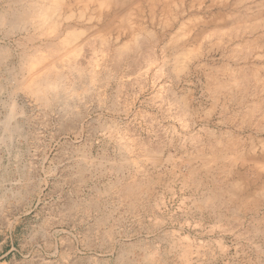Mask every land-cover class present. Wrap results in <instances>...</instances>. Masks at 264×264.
<instances>
[{
	"label": "rangeland",
	"instance_id": "374dc122",
	"mask_svg": "<svg viewBox=\"0 0 264 264\" xmlns=\"http://www.w3.org/2000/svg\"><path fill=\"white\" fill-rule=\"evenodd\" d=\"M159 9L155 10V20L144 22L158 34L160 42H168L180 23L186 21L187 25V15H178L162 37L156 27ZM195 34L199 40L198 29ZM14 43L12 38L0 46L14 47ZM170 50L166 55H173ZM15 55L0 65V79L18 72L21 58ZM153 68L148 71L149 78ZM172 77L168 81L162 76L157 85L167 82L165 85L172 86L176 76ZM177 77L173 86L178 92L196 84L193 105L200 113L197 125L213 127L221 104L202 93V76L199 80L193 76L190 85L185 74ZM126 80L123 88L117 81L105 86L103 119L97 118L102 109L93 104L96 110L89 116L92 131L85 126L78 136L59 131L49 108L13 93L9 85H0V139H6L8 145L0 146V264H264V200H256L255 205L251 201L230 205L225 200H213V206L201 205L203 196L218 188L215 171L206 174L200 168L190 177L189 154H185L191 150L188 130L163 113L164 105L158 99L151 101L157 86L154 91L141 92L126 110L123 104L133 100L136 89ZM13 102L19 114L14 117L16 133L9 138L3 126ZM103 122L105 129L113 126L116 138L107 130L105 137L93 132ZM75 123L81 127L78 120ZM248 132L243 130L244 138ZM200 133V140L208 141L207 134ZM130 136L153 146L150 160L148 156L132 163L131 155L120 148ZM117 137L122 138L121 143ZM259 137L264 133L259 132ZM120 165L122 171H116ZM121 179L134 180L136 194L121 196L117 182ZM227 223L233 225V232L228 233ZM219 239L226 242L224 253Z\"/></svg>",
	"mask_w": 264,
	"mask_h": 264
},
{
	"label": "bare ground",
	"instance_id": "6f19581e",
	"mask_svg": "<svg viewBox=\"0 0 264 264\" xmlns=\"http://www.w3.org/2000/svg\"><path fill=\"white\" fill-rule=\"evenodd\" d=\"M207 1L0 0V42L15 39L14 47L0 46V65L14 54L21 58L18 72H10V78L0 79V85H9L13 93L26 95L43 108H49L56 116L53 120L59 125V131L76 136L85 131V126L92 131L93 119L89 116L96 110L93 104L102 109L97 118L103 119L105 86L112 85L110 82L117 81L122 86L119 88H123L126 79L129 83L134 79L131 82L136 88L132 92L134 98L124 102L126 110L134 105L141 92L154 91L157 86L151 101L158 99L164 105L161 106L163 113L188 130L186 141L194 151L185 153L189 154L186 162L191 164L190 177L200 168L206 174L216 173L213 179L218 184L217 190H210L200 204L208 206L213 200H225L228 204L251 201L255 205L256 200H264V137H259V132L264 133V0ZM143 6L148 12L143 13ZM157 7L160 21L156 27L160 28L162 37L178 15H187V25L186 21L179 22L168 42H160L158 34L144 22L148 18L155 20ZM197 29L199 40H196ZM168 49L174 51L173 55L170 52L166 55ZM170 57L173 61L168 59ZM151 67L154 71L152 69L149 78ZM171 73L176 77L185 74L189 85L193 83V76L197 80L202 76V93L221 104L219 119L214 121L213 127L197 125L199 115L193 105L196 84L192 85L194 89L187 85L182 92L173 86L176 77L172 86L165 85L167 82L157 85L162 76L169 81ZM9 112L3 131L11 138L16 133L14 117L19 114L15 102L10 104ZM76 120L81 127H77ZM103 123L93 132L105 137L107 130L109 136L115 134L116 138L113 126L105 129ZM174 125L171 128L177 132ZM245 129L249 132L244 138ZM200 132L207 134V142L200 140ZM120 137H117L119 142ZM136 138L130 136L128 142H120L123 144L120 148L131 155L132 163L151 156L153 150L151 144ZM5 143L6 139H0V146ZM180 164H184V160ZM122 168L115 170L122 171ZM117 182L121 196L137 192L134 180ZM227 230L233 232V225ZM224 243L223 240L218 242L223 253L227 250Z\"/></svg>",
	"mask_w": 264,
	"mask_h": 264
}]
</instances>
